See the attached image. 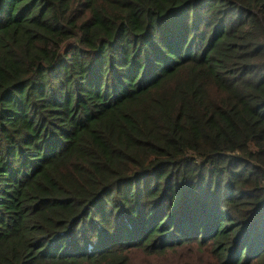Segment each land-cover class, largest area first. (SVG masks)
Listing matches in <instances>:
<instances>
[{"label": "trees", "instance_id": "trees-1", "mask_svg": "<svg viewBox=\"0 0 264 264\" xmlns=\"http://www.w3.org/2000/svg\"><path fill=\"white\" fill-rule=\"evenodd\" d=\"M170 253L264 264V0H0V264Z\"/></svg>", "mask_w": 264, "mask_h": 264}, {"label": "rangeland", "instance_id": "rangeland-1", "mask_svg": "<svg viewBox=\"0 0 264 264\" xmlns=\"http://www.w3.org/2000/svg\"><path fill=\"white\" fill-rule=\"evenodd\" d=\"M186 257H187V254L184 251H182V252L179 253V256L176 257V260L177 261H180V262H184V261L187 260ZM131 260L134 263H136V262L145 263V262H148L149 261L147 255L142 254V253L141 254H138V253L137 254H134L132 256ZM155 263L156 264H171V253L168 254V255H166V257H162L160 259H157L156 258L155 259Z\"/></svg>", "mask_w": 264, "mask_h": 264}]
</instances>
